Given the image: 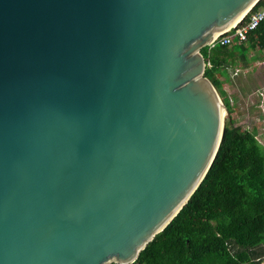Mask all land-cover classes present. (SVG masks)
<instances>
[{"label":"water","instance_id":"95a60500","mask_svg":"<svg viewBox=\"0 0 264 264\" xmlns=\"http://www.w3.org/2000/svg\"><path fill=\"white\" fill-rule=\"evenodd\" d=\"M259 1L0 0V264L137 260L222 137L200 49Z\"/></svg>","mask_w":264,"mask_h":264},{"label":"trees","instance_id":"16d2710c","mask_svg":"<svg viewBox=\"0 0 264 264\" xmlns=\"http://www.w3.org/2000/svg\"><path fill=\"white\" fill-rule=\"evenodd\" d=\"M261 0L244 17L257 10ZM264 52V21L243 42L200 49L206 77L227 111L216 155L188 202L132 264H262L264 151L232 120L222 88L228 70L246 67L249 52ZM209 63V66L207 65Z\"/></svg>","mask_w":264,"mask_h":264},{"label":"rangeland","instance_id":"374dc122","mask_svg":"<svg viewBox=\"0 0 264 264\" xmlns=\"http://www.w3.org/2000/svg\"><path fill=\"white\" fill-rule=\"evenodd\" d=\"M249 56L255 57L246 67L229 69L225 81L219 78L232 104L235 125L241 126L244 136L252 135L258 148L264 151V52L250 51ZM226 118L224 111L223 126Z\"/></svg>","mask_w":264,"mask_h":264},{"label":"built area","instance_id":"2783aa9c","mask_svg":"<svg viewBox=\"0 0 264 264\" xmlns=\"http://www.w3.org/2000/svg\"><path fill=\"white\" fill-rule=\"evenodd\" d=\"M263 21L264 0H261L259 8L253 11L245 22L242 23L241 21L235 27L220 33L206 47L211 50L216 46H230L234 42H243L247 39V35L254 31ZM207 65L209 66V63Z\"/></svg>","mask_w":264,"mask_h":264},{"label":"bare ground","instance_id":"6f19581e","mask_svg":"<svg viewBox=\"0 0 264 264\" xmlns=\"http://www.w3.org/2000/svg\"><path fill=\"white\" fill-rule=\"evenodd\" d=\"M219 35V34H216V36Z\"/></svg>","mask_w":264,"mask_h":264}]
</instances>
